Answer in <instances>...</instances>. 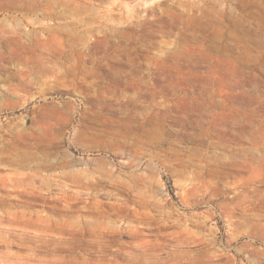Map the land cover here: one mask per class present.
<instances>
[{
	"label": "rangeland",
	"instance_id": "obj_1",
	"mask_svg": "<svg viewBox=\"0 0 264 264\" xmlns=\"http://www.w3.org/2000/svg\"><path fill=\"white\" fill-rule=\"evenodd\" d=\"M0 264H264V0H0Z\"/></svg>",
	"mask_w": 264,
	"mask_h": 264
}]
</instances>
